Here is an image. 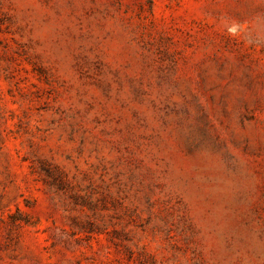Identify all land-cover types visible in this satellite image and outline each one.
Masks as SVG:
<instances>
[{"label": "rangeland", "instance_id": "obj_1", "mask_svg": "<svg viewBox=\"0 0 264 264\" xmlns=\"http://www.w3.org/2000/svg\"><path fill=\"white\" fill-rule=\"evenodd\" d=\"M0 264H264V0H0Z\"/></svg>", "mask_w": 264, "mask_h": 264}]
</instances>
